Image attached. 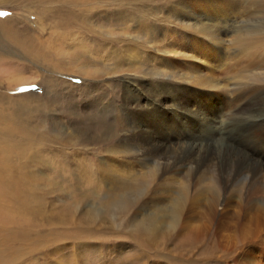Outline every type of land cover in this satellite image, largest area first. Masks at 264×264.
<instances>
[{
    "label": "rangeland",
    "instance_id": "1",
    "mask_svg": "<svg viewBox=\"0 0 264 264\" xmlns=\"http://www.w3.org/2000/svg\"><path fill=\"white\" fill-rule=\"evenodd\" d=\"M154 1L150 5L162 2ZM89 2L90 5L77 0V4H72L70 9L75 15L72 17L71 12H65L70 7L69 0H0V14H3L0 31L8 33L7 36L0 33V56L4 57L0 63V95L8 91L14 98L18 93L27 94L30 104L20 111L26 131L0 133V264H264V175L256 178L251 188L243 185L228 189L223 197L224 207L214 206L211 201L218 187H224L222 183L217 188L215 185V192L201 186L202 182L194 183L192 194L199 203L192 201L185 206L192 208V224L176 225L162 219L156 230L135 228L130 212L114 211L105 205L108 187L139 175L138 168L126 176L122 171L126 168L113 163L107 149L109 143L95 149L89 145L87 149L77 141L78 136H87L74 128L79 115L91 110L95 112L86 115L102 119L109 117L110 105L118 111V116L127 113L122 86L125 87L126 80L137 78L143 70L152 67L139 55L125 54L129 42L131 48L135 49L136 44L150 56L179 69L174 74H187L184 83L153 96L166 99L176 113L191 115L187 118L190 135L194 134L195 115L208 102L216 99L226 122L235 115L227 114L235 101L232 104L233 98L228 95H204L208 89L190 83L207 79L208 69L216 65L207 56L204 58L201 41L190 31L167 28L156 38L136 39L141 20L138 11L145 5L144 0H125L123 3L128 5L122 6L120 12L110 6L111 0ZM97 8L102 11H97L100 15L96 19ZM247 15L240 16L239 21L247 19ZM170 35H180L186 44L176 46L170 42ZM165 43H171L174 48H159L157 55L156 49L147 50ZM27 44V55L37 61L17 46ZM211 55L216 53L211 50ZM45 58L56 67H51ZM216 68L215 77L231 87L223 73L225 70L232 73L236 68ZM160 71L172 73L168 67ZM45 79L51 82L50 98L54 96L57 105L47 104L44 98L41 82ZM183 95L187 108L180 110L177 107ZM240 96V100L249 102L256 95L248 89ZM35 101L39 104L32 103ZM199 102L197 111L195 104ZM224 129L219 127L215 140H227ZM261 133L263 144L260 145L245 135L252 144L249 155L264 163V132ZM119 134L122 136L123 131ZM96 135L95 131L88 136ZM101 138L106 139L107 135ZM73 142L80 146H73ZM236 148L240 149L237 145ZM2 155L8 156V160H1ZM211 180L207 178L204 182L211 185ZM98 181L99 187L94 184ZM192 226L193 232L183 229Z\"/></svg>",
    "mask_w": 264,
    "mask_h": 264
},
{
    "label": "bare ground",
    "instance_id": "2",
    "mask_svg": "<svg viewBox=\"0 0 264 264\" xmlns=\"http://www.w3.org/2000/svg\"><path fill=\"white\" fill-rule=\"evenodd\" d=\"M80 1L83 2L82 4L90 5L89 0ZM124 1L111 0L110 6L117 7L120 12L122 6L128 5L123 3ZM159 1H162L159 5L152 6L150 4L156 1L144 0L145 5L140 7V11H138L141 20L136 28L135 38L153 39L163 34L167 28L176 31H190L196 39L201 41L204 58L207 56L206 58L216 62V65L212 64L208 69L209 72L205 74L207 79L192 80L190 83L208 89L204 95L213 94L223 97L228 95V97H232V104L234 101L235 103L227 114L231 115L233 112L235 115L230 116L225 122L224 114L219 113L220 107L216 103V99L212 100L211 103L208 102L206 108L201 111H198L197 108L201 103L199 102L195 104L198 113L195 115L194 134L190 135L187 129V118H191V115L186 114L185 116L183 113H176V109L168 104L166 99L153 96V94H160L173 88L176 84L184 83L183 78L187 74L182 73L178 76L174 73L179 69L171 68L166 61L150 56L136 44L133 45L135 46L133 49L130 46L131 42L128 45L125 43L127 45L124 46L125 54L139 55L144 63L156 69L147 68L143 70V73H139L137 78L125 81V87L122 86V93L123 102L128 109L126 114L118 116V111L115 112L113 105L109 104V117L102 119L97 115H86L94 113L93 110L83 113L79 115L80 118L76 122L74 131H79L80 135L87 136L77 137V141L84 143L87 149H89V145L95 149L98 145L109 143L107 149L113 158V163L121 168H126V170L122 169L126 176L132 174L135 167L138 168L139 175L135 176L134 174L132 176L135 177L129 181L118 182L108 187L104 203L114 211L122 210L126 214L130 212L131 219H133V221L131 220L132 226L145 230H156L158 221L161 222L162 219L176 225L178 222L179 224H192L194 216L190 213L192 208L188 205L192 201L199 203V199L192 194V191H194V186L201 182L203 183L201 186L213 192L216 191L217 185L222 183L224 187H218L217 193L214 194L216 197L211 198V201L214 206L224 207L223 197H225V192L228 189L243 185L247 189L256 178L264 175V163L249 155L252 144L248 141L249 139L260 145L263 137L261 132H264V0L245 2L244 0ZM76 2L77 0H69L68 5L70 7L65 11L71 12L72 17L75 15H72L73 9L70 8ZM99 9L102 11V8ZM99 9H95L96 12H94L96 19L100 15L97 12ZM243 15L248 17L240 22L239 18ZM233 18L236 21H232ZM101 21L103 20L101 19L99 23H102ZM105 25L107 28L109 27L107 22ZM124 32L128 36L127 28ZM0 33L8 35L4 30ZM168 38L176 46L186 44L180 35H170ZM174 38L177 40H172ZM9 39L11 40V38ZM15 42V44L19 43ZM17 46L27 55L28 44L23 47ZM167 46L174 48L171 43H165L147 50L156 49L157 55L160 53L159 48L164 49ZM234 47L237 48L238 53ZM211 50L216 55L212 56ZM234 53H236L235 56L230 59L229 57ZM184 54L189 55L187 52ZM29 58L37 61L33 57L29 56ZM45 59L41 61L45 62ZM46 61L50 62L51 67H56L51 64L49 58ZM3 62L4 57L0 56V63ZM116 66V70H118L119 65ZM167 67L172 73L160 71V68ZM216 67H221V69L224 67L236 68L232 73L226 70L223 73L229 80L228 83L231 87L228 84H223L218 77H215L214 70L217 69ZM240 70L243 71L237 74ZM235 74L237 75L234 78L233 75ZM41 85L47 104L52 103L53 105L55 100L54 96L50 98L51 82L45 79ZM248 89H252L256 96L249 102L244 98L240 100V95L246 93ZM28 97L27 94L19 95L18 93L17 97L14 98L10 91L0 95V133L10 135L15 131H26L23 122L20 120V111H24L30 105L27 104ZM32 103L39 104L37 101ZM54 104L56 103L54 102ZM186 104L187 101L183 95L179 99L177 108L180 110L184 107L187 108ZM105 114H108V111ZM110 114L116 116L111 117ZM217 124L218 129H216ZM222 126L225 128L223 132L228 134V138L226 137L227 140L224 141L215 140L219 136V127ZM121 130L123 131L122 136L119 134ZM95 131L97 132L96 136H88ZM105 135H107L106 139L101 138ZM38 140L41 141L42 139ZM72 144L73 146L79 145L75 142ZM235 144L240 149H237ZM253 148L257 150L254 145ZM1 157L3 161L8 160L6 155ZM207 178L213 179L211 185L205 184L204 181ZM94 184L99 187L100 181ZM161 190L163 191L161 192ZM164 191L165 195L163 194ZM152 193L161 196L156 198L157 196L154 197ZM172 193H175V196ZM138 209L141 214L138 213ZM168 221L166 225H168ZM183 229L190 232L195 230L193 226L191 229L186 227Z\"/></svg>",
    "mask_w": 264,
    "mask_h": 264
},
{
    "label": "snow or ice",
    "instance_id": "3",
    "mask_svg": "<svg viewBox=\"0 0 264 264\" xmlns=\"http://www.w3.org/2000/svg\"><path fill=\"white\" fill-rule=\"evenodd\" d=\"M0 15H3V14H0Z\"/></svg>",
    "mask_w": 264,
    "mask_h": 264
}]
</instances>
